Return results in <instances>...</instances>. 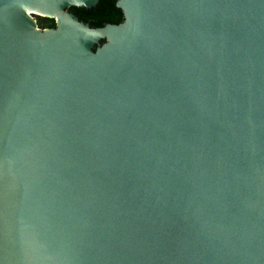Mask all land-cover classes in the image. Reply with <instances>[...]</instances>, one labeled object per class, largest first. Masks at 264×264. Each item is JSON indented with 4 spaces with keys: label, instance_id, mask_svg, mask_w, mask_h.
Returning a JSON list of instances; mask_svg holds the SVG:
<instances>
[{
    "label": "water",
    "instance_id": "obj_1",
    "mask_svg": "<svg viewBox=\"0 0 264 264\" xmlns=\"http://www.w3.org/2000/svg\"><path fill=\"white\" fill-rule=\"evenodd\" d=\"M0 264H264V0H0Z\"/></svg>",
    "mask_w": 264,
    "mask_h": 264
}]
</instances>
